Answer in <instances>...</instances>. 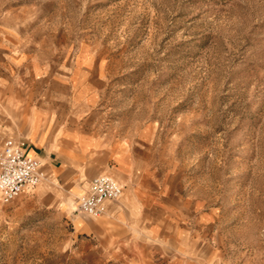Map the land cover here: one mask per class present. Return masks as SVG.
<instances>
[{
    "label": "rangeland",
    "instance_id": "374dc122",
    "mask_svg": "<svg viewBox=\"0 0 264 264\" xmlns=\"http://www.w3.org/2000/svg\"><path fill=\"white\" fill-rule=\"evenodd\" d=\"M6 28L95 64L97 126L182 190L205 264H264V0H0ZM60 194L44 177L0 201V264H124L77 230L95 218L79 193L68 208Z\"/></svg>",
    "mask_w": 264,
    "mask_h": 264
},
{
    "label": "crops",
    "instance_id": "0c3cea01",
    "mask_svg": "<svg viewBox=\"0 0 264 264\" xmlns=\"http://www.w3.org/2000/svg\"><path fill=\"white\" fill-rule=\"evenodd\" d=\"M44 33L0 30V143L9 138L39 160L44 177L68 190L66 198L60 194L63 207L98 174L121 184V197L106 201L99 217L75 218L77 230L100 237L97 245L114 255L107 260L207 263L182 190L157 186L154 166L139 146L97 126L91 112L99 101L95 64L84 57L55 62V42Z\"/></svg>",
    "mask_w": 264,
    "mask_h": 264
},
{
    "label": "built area",
    "instance_id": "2783aa9c",
    "mask_svg": "<svg viewBox=\"0 0 264 264\" xmlns=\"http://www.w3.org/2000/svg\"><path fill=\"white\" fill-rule=\"evenodd\" d=\"M44 178L41 163L25 154L20 143L7 138L0 143V201L10 202L37 186ZM122 195L121 184L108 174H98L90 181L78 198V210L98 217L104 212L108 200Z\"/></svg>",
    "mask_w": 264,
    "mask_h": 264
}]
</instances>
